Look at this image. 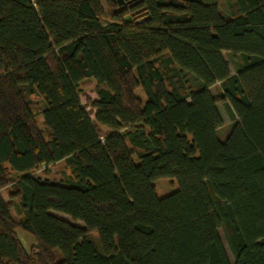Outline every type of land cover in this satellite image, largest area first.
<instances>
[{
	"label": "trees",
	"instance_id": "obj_1",
	"mask_svg": "<svg viewBox=\"0 0 264 264\" xmlns=\"http://www.w3.org/2000/svg\"><path fill=\"white\" fill-rule=\"evenodd\" d=\"M122 1L0 0V264H264V0Z\"/></svg>",
	"mask_w": 264,
	"mask_h": 264
},
{
	"label": "rangeland",
	"instance_id": "obj_2",
	"mask_svg": "<svg viewBox=\"0 0 264 264\" xmlns=\"http://www.w3.org/2000/svg\"><path fill=\"white\" fill-rule=\"evenodd\" d=\"M214 1L216 2V4H218L220 6V8L223 10V12L225 14H229V4H230L229 0H214ZM100 2L102 3L103 7L105 8V6H106L105 0H100ZM222 55H223L225 61L229 63L230 70H235V65H234L233 61H231L229 55L226 52H222ZM189 80L193 81V79H191L190 77H189ZM94 87H95L94 81L85 82L83 85V92L81 93L80 98H81V102L85 105L86 109H89V106L87 104V98L94 99L96 97ZM211 91L215 97H218V91H217L216 87H211ZM136 93L138 95H141L144 98V94L140 88L138 90H136ZM217 107H218L219 113H220V115L222 117V121H223L222 126L218 129V135L222 139L223 137H225V135L229 131L231 125L234 123V120L232 119L231 115L229 114L227 107H226L224 102L218 101ZM90 117H92V113L90 114ZM95 128L97 130L98 135L101 138L104 137L105 134L107 133V130L104 127L96 125ZM59 165L60 164H54V165L49 166L48 167V171H49L48 174L49 175H47V176L44 175L41 170L35 171L34 175L36 177L41 178V179L46 178L48 180L59 181L60 179H62V175L67 176L69 174V169H67L64 166L59 167ZM162 182H163V185L167 191H172L175 188L174 181L172 179L166 178V179H163ZM1 195H2V198L6 202H11V199H10V197H8L6 191H4V190L1 191ZM11 212H12V216L16 220L21 219V216L17 212L15 207L11 206ZM57 214H59V213H57ZM59 216L68 219L67 216H65L61 213L59 214ZM15 232H16V235H17L19 241L21 242L23 248L26 251H29L31 249V247L36 244V240L30 234L23 231L22 229L17 228ZM221 234H222V232H221ZM91 237H92V240L97 244L98 240H97V236H96L95 232L92 234ZM223 243H224V246L227 250V253H228L230 260L233 261L234 258H233L232 252L230 251L226 241L223 240Z\"/></svg>",
	"mask_w": 264,
	"mask_h": 264
},
{
	"label": "water",
	"instance_id": "obj_3",
	"mask_svg": "<svg viewBox=\"0 0 264 264\" xmlns=\"http://www.w3.org/2000/svg\"><path fill=\"white\" fill-rule=\"evenodd\" d=\"M123 1L122 0H117L118 5H122Z\"/></svg>",
	"mask_w": 264,
	"mask_h": 264
},
{
	"label": "crops",
	"instance_id": "obj_4",
	"mask_svg": "<svg viewBox=\"0 0 264 264\" xmlns=\"http://www.w3.org/2000/svg\"><path fill=\"white\" fill-rule=\"evenodd\" d=\"M230 72H231V73H234V72H235V70H230Z\"/></svg>",
	"mask_w": 264,
	"mask_h": 264
}]
</instances>
